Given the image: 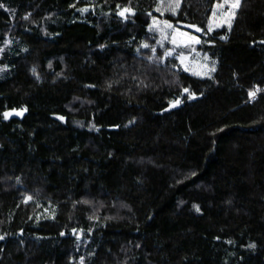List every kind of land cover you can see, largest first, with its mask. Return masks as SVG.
<instances>
[{
	"label": "trees",
	"instance_id": "16d2710c",
	"mask_svg": "<svg viewBox=\"0 0 264 264\" xmlns=\"http://www.w3.org/2000/svg\"><path fill=\"white\" fill-rule=\"evenodd\" d=\"M225 1L0 0V264H264V0Z\"/></svg>",
	"mask_w": 264,
	"mask_h": 264
},
{
	"label": "rangeland",
	"instance_id": "374dc122",
	"mask_svg": "<svg viewBox=\"0 0 264 264\" xmlns=\"http://www.w3.org/2000/svg\"><path fill=\"white\" fill-rule=\"evenodd\" d=\"M235 2H230L227 0L223 4L225 5L224 8H217V6L214 9L213 15H212V25L211 29H216L221 26H229L228 21L232 20L233 17L229 15H225L224 13L228 12L229 5L233 4ZM235 10V9H234ZM123 13V15H121ZM120 13L121 16L124 18H132L134 16V13L132 11H122ZM215 13V15H214ZM144 19L150 20L151 25L154 27H160L163 26L160 24L158 19H154L149 15H144ZM173 40H175V43H173ZM200 42V38L195 33L189 32L186 29L172 26L171 27V43L177 47V46H186V45H196ZM167 53H171V55H168ZM166 55L172 56L175 54L173 50H168ZM178 60L182 66V68L186 71H188L190 74L197 75V76H209L211 74V69L214 68V62L211 58H209L207 55L201 53V52H195L190 54H180L177 56ZM73 124L79 128H93V125L91 123H85L82 120H73Z\"/></svg>",
	"mask_w": 264,
	"mask_h": 264
},
{
	"label": "snow or ice",
	"instance_id": "6c2138e0",
	"mask_svg": "<svg viewBox=\"0 0 264 264\" xmlns=\"http://www.w3.org/2000/svg\"><path fill=\"white\" fill-rule=\"evenodd\" d=\"M226 2H227V0H226ZM240 2H241V0H235V3L229 5V10H228V12H226V13H224V14H225V15H229V16H231V17H234V15H235L234 9H236V8L239 7ZM168 7H169V10H171V11L173 12V14H175L176 9H178V8L180 7V0H173V2L170 3V4L168 5ZM224 7H225L224 4H218V5H217V8H218V9H219V8H224ZM82 11H86V9H84V10H82ZM125 11H128V10L125 9ZM121 15H123V13H121ZM214 15H215V13H214ZM228 23H229V27H230V26H231V21L229 20ZM165 26L168 27V28H171V27H172V25H170V24H166ZM210 30H211V29H210ZM197 31H199V29H197ZM221 38L224 39V37H221ZM197 42H199V41H197ZM173 43H175V40H173ZM143 47H147V45H143ZM167 54H168V55H171V53H167ZM186 70H187V69H186ZM214 70H215L214 68L211 69V71H214ZM185 91L187 92V89H185ZM256 91L258 92L259 89H257ZM255 96H256V92H250V93H249V97H250V99H254ZM178 103H179V101H176L172 106L175 107L176 104H178ZM16 114L19 115L20 113H16ZM9 115H11V113H5V114H4L5 119H7ZM197 210H198V209H197Z\"/></svg>",
	"mask_w": 264,
	"mask_h": 264
},
{
	"label": "water",
	"instance_id": "95a60500",
	"mask_svg": "<svg viewBox=\"0 0 264 264\" xmlns=\"http://www.w3.org/2000/svg\"><path fill=\"white\" fill-rule=\"evenodd\" d=\"M5 113H11V115L8 116V119L11 118H23V116L26 114V111H21V110H8ZM16 113H20L19 115H17Z\"/></svg>",
	"mask_w": 264,
	"mask_h": 264
},
{
	"label": "built area",
	"instance_id": "2783aa9c",
	"mask_svg": "<svg viewBox=\"0 0 264 264\" xmlns=\"http://www.w3.org/2000/svg\"><path fill=\"white\" fill-rule=\"evenodd\" d=\"M258 94H259V91H258V92H256V96H255V98H254V99H256V98H257ZM254 99H253V100H254ZM251 100H252V99H251Z\"/></svg>",
	"mask_w": 264,
	"mask_h": 264
}]
</instances>
